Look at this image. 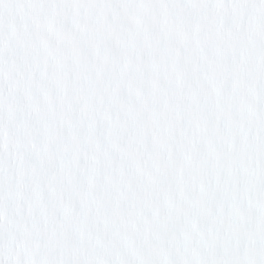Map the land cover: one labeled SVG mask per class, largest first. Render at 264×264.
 <instances>
[{"label":"snow or ice","instance_id":"1","mask_svg":"<svg viewBox=\"0 0 264 264\" xmlns=\"http://www.w3.org/2000/svg\"><path fill=\"white\" fill-rule=\"evenodd\" d=\"M0 264H264V0H0Z\"/></svg>","mask_w":264,"mask_h":264}]
</instances>
